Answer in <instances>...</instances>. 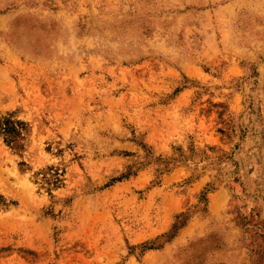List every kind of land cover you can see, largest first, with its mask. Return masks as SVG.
Listing matches in <instances>:
<instances>
[{
    "label": "rangeland",
    "instance_id": "rangeland-1",
    "mask_svg": "<svg viewBox=\"0 0 264 264\" xmlns=\"http://www.w3.org/2000/svg\"><path fill=\"white\" fill-rule=\"evenodd\" d=\"M0 264H264V0H0Z\"/></svg>",
    "mask_w": 264,
    "mask_h": 264
},
{
    "label": "trees",
    "instance_id": "trees-1",
    "mask_svg": "<svg viewBox=\"0 0 264 264\" xmlns=\"http://www.w3.org/2000/svg\"><path fill=\"white\" fill-rule=\"evenodd\" d=\"M24 129L23 123L14 121L10 118L0 120V134L4 136V140L8 144H14L21 137Z\"/></svg>",
    "mask_w": 264,
    "mask_h": 264
}]
</instances>
